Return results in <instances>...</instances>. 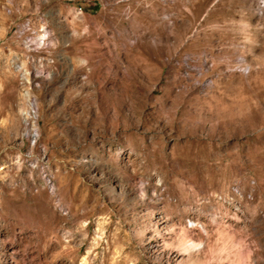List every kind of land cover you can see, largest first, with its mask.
I'll list each match as a JSON object with an SVG mask.
<instances>
[{
    "label": "rangeland",
    "instance_id": "obj_1",
    "mask_svg": "<svg viewBox=\"0 0 264 264\" xmlns=\"http://www.w3.org/2000/svg\"><path fill=\"white\" fill-rule=\"evenodd\" d=\"M0 264H264V0H0Z\"/></svg>",
    "mask_w": 264,
    "mask_h": 264
},
{
    "label": "built area",
    "instance_id": "obj_2",
    "mask_svg": "<svg viewBox=\"0 0 264 264\" xmlns=\"http://www.w3.org/2000/svg\"><path fill=\"white\" fill-rule=\"evenodd\" d=\"M17 32H18V29H17ZM19 36H21V34H19ZM47 36H49V31L47 30V28L41 27L40 28V34H39V38L41 41V48L40 49H44V41H45V38ZM25 44L29 50H38V49H33V47L30 45L29 42H25Z\"/></svg>",
    "mask_w": 264,
    "mask_h": 264
},
{
    "label": "bare ground",
    "instance_id": "obj_3",
    "mask_svg": "<svg viewBox=\"0 0 264 264\" xmlns=\"http://www.w3.org/2000/svg\"><path fill=\"white\" fill-rule=\"evenodd\" d=\"M32 41V40H31ZM36 43V42H35ZM38 46V45H37Z\"/></svg>",
    "mask_w": 264,
    "mask_h": 264
}]
</instances>
